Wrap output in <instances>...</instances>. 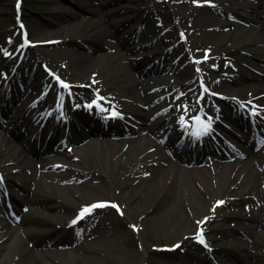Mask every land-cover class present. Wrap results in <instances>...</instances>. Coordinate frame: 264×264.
<instances>
[{
    "label": "bare ground",
    "instance_id": "6f19581e",
    "mask_svg": "<svg viewBox=\"0 0 264 264\" xmlns=\"http://www.w3.org/2000/svg\"><path fill=\"white\" fill-rule=\"evenodd\" d=\"M70 1L75 2L77 0ZM89 1L90 4L79 8L81 12L61 6L60 14L63 15L61 21L56 23L45 21L43 23L47 29H55V33L63 30L61 28L62 24H67L64 35L47 36L45 39L35 40V44H42L47 47L61 46L54 49L65 50L66 57L55 59V55L49 56L48 53L37 48V53L33 58H23V62H20L10 77L15 81V92L19 94L14 101L24 99L26 97L24 94L32 90V88L25 89L22 84L16 83V80L20 79L23 83L32 84L36 79L35 71L38 64L43 62L53 63L56 69L62 67L68 76L72 78L75 85L89 84L92 95L99 97L103 107L119 109L123 115V126L129 132L140 133V136H135L124 142L105 141L99 145L97 144L98 139H96L89 143L90 145L95 144V148L83 149V155L78 152V155L75 154L76 156L64 154L61 148L55 150L48 148L51 151L50 155L56 156L55 159L41 158L40 161H34L31 154L29 156L19 150L15 142L9 139V136L17 141L21 140L24 135L25 137L38 136L39 131L34 122H26L27 128L19 135H12V133L6 131L8 135L6 137V132L3 136L0 133V167L5 171V182L1 183L0 181V205L3 210L2 214L0 213V231L4 232L0 235V252L5 248L8 253L3 256L0 255V264H30V259L35 260V252L32 251L30 242L35 232L33 228L29 227L31 223L24 216L30 210L29 205L35 203V193L29 187V181L35 180L34 177H46L59 184L57 186L59 188H61L60 185L75 184L78 179L77 169L74 170L75 165L70 161L60 159L61 156L66 155L67 158L72 160H77L79 157L86 159L93 152L98 154L102 152L109 162L111 157L117 158L108 176L111 188L114 187V184L122 190L143 187L156 174L160 175L156 186L149 188L142 196H138L137 202H150L152 197L158 194V189H162L165 183L168 187H172L177 178L182 177L180 180L181 190L185 194H190V196L188 195L189 202L185 204V209H190L189 215L184 212L173 211L170 208L172 207L171 202L170 207H168V202L165 203L162 214H151L154 209L140 213L151 214L152 219L155 221L167 220L177 231H175L176 233L180 232L181 241H179V246L175 249L172 246H166V249L154 251L153 256L150 257V264H170L169 261H173V264H190L193 259L202 261L203 264H264V240L254 235L255 226L264 229V126H260L258 123L261 131L259 134H255L249 142L240 144L238 141H231L230 144L226 143L224 147L221 146V144H224L223 135L212 128L209 129L208 136L213 139V145L208 144L209 142L197 145L196 139L199 138L197 135L200 134L201 129H197L196 123L195 127H192L190 132H186L181 139L173 137L172 132L181 131L183 122H192L198 114L200 115L195 105L190 101L178 102L177 99L180 94L178 89L174 88V95H168L167 91L170 89L165 88L154 91L151 95H146L145 85L148 80L144 79L141 82L137 79L140 74L137 76L135 73L133 74L134 71L127 62V59H130L131 56H126L124 52V55L120 53L121 51L115 43H118L116 32L105 35L109 36L111 42L102 40L96 43L95 46L87 45L81 39L86 30L98 28H101L102 31L107 29L118 31L128 27L127 33H131L133 27L129 28V26L133 24L137 26L134 29V32H136L135 37L137 34L140 36L142 33L150 31L149 22L154 19L155 12L137 10L132 6L126 8L127 3L121 4L123 0ZM125 1L132 4L137 1L143 2V0ZM48 2L52 3L51 1ZM259 2L262 3L261 0H215L210 2L206 0H171L169 7L175 13L187 12L193 23L200 22L201 25L204 23L203 26L209 27L208 36L210 37L211 46H215L222 36V32L217 29V27L223 28L222 16L233 18L239 26L253 23L264 28V11H261L262 8L260 9ZM125 8L127 12L124 11ZM108 9L110 10L106 11ZM83 14L86 16L84 17ZM86 21L92 23L89 26L86 25L82 31H76L78 26ZM155 28L151 33L153 40L145 47L138 48V50L147 49L151 46L160 48V52L150 56L153 60L157 59L160 54L167 53L171 49L169 47L173 40L169 29H162L158 26H155ZM69 30L74 34L68 35ZM253 30L249 26L242 39L237 40L236 47H248L249 50L243 49L245 53L257 59L263 57L259 61L264 64L262 42L259 37L251 38ZM239 31L241 30L239 29ZM187 40L191 41L192 38ZM170 51L169 55L171 56ZM11 64L6 62L5 65L10 69ZM183 67L184 61H181L178 56L175 58L162 57L160 60L155 61L152 66H149L142 76L152 75L153 73L159 74L161 71L167 70L166 74L177 75L176 79L181 80V87H189L191 81L186 78L187 74L185 70H182ZM153 78L160 82L162 80L158 79L157 75H153ZM251 79L245 73H242L240 78L220 75L214 82L210 83V88L218 93L228 91L234 94L235 92V96H238V94L241 95V93L251 88V85L246 84ZM230 83L237 85V88H231ZM112 88H118V91L112 92ZM22 92L25 93L22 95ZM261 92H264V87ZM9 93V89H5L1 98L9 96ZM243 100L248 103L252 101L249 99V95H245ZM125 101L128 102V105ZM176 101L177 104H175ZM59 105L60 102L56 108H59ZM5 107L7 113L9 112L8 109H11V114H14L16 107L12 108L8 103ZM31 107L37 109L39 105L35 102ZM39 108L42 110L38 112L37 118L41 120L50 119L53 115V119L57 123L69 125L73 122L71 117L59 116L54 112L56 109L53 110L51 106L46 105L44 108ZM89 110L90 108H87L85 112ZM132 110L136 114L132 115ZM171 110L178 111L176 116L181 125L175 123L174 114L169 116ZM214 110L221 109L215 106ZM223 113L225 114V112ZM226 116L227 119L234 120L232 115L226 113ZM258 118L264 122V107L259 108ZM20 121L24 122L16 119L15 123ZM131 122L142 124L148 134L145 135L142 128ZM213 122L218 124L219 128L224 129V131H230L228 125L220 124L217 120ZM1 123L2 121L0 122V129L2 130L4 127ZM163 126H166L165 129L167 130H164ZM102 131V136L112 137L118 133L113 126L109 125L105 126ZM119 134L124 136L122 132ZM125 136L131 135L127 134ZM85 137L90 139L86 135ZM257 147L261 148L262 154L256 152ZM41 148L42 145L37 148L34 155H39ZM225 148L228 151L224 150ZM179 151L187 153V155L179 157ZM207 156H210L212 161H206ZM240 158V164H238L237 161ZM225 159H229L231 162H225ZM197 162L203 166L189 167L191 164H198ZM189 178L191 179L190 183ZM6 180L7 183L9 182L8 184H6ZM192 183L193 186H191ZM213 185L215 186L213 187ZM247 194L248 197H244ZM2 197L6 198L7 201H2ZM242 197L246 200V207L250 209V213L246 218L243 216L239 205ZM162 201L165 202L166 200L163 198ZM220 201L223 203H218ZM11 202L15 205L14 208H11ZM127 204H132V202L128 199ZM39 205H42L47 211L60 209V206L54 202H42ZM181 205L184 204L181 203ZM119 208H122L124 214V204ZM10 209L11 211H9ZM59 217L61 216L56 215V221ZM138 217L135 215L129 217L132 226L138 225ZM242 220L244 221L242 222ZM106 221L118 223L113 215L108 216ZM53 223L49 222L48 226L51 227ZM55 223H57V226H52L51 231L44 234L49 236V241L45 246H56L58 248L62 246L64 236L71 235L78 230V223L73 224L72 219H67L63 223L58 221ZM13 224L27 227L16 234ZM201 237L204 238L202 244L199 242ZM219 242H223V244L219 245ZM94 250H97L94 246L76 245L71 249H65L63 252L75 255L78 259L93 260L91 251ZM194 250L201 252L203 257L198 258L196 253L193 252ZM52 252L49 257L61 253L57 249H53ZM176 254H178V257ZM182 257L187 260L182 261ZM35 263L48 264V262L42 263L37 260H35Z\"/></svg>",
    "mask_w": 264,
    "mask_h": 264
},
{
    "label": "rangeland",
    "instance_id": "374dc122",
    "mask_svg": "<svg viewBox=\"0 0 264 264\" xmlns=\"http://www.w3.org/2000/svg\"><path fill=\"white\" fill-rule=\"evenodd\" d=\"M16 1L17 0H0V94L3 95L5 89H9L10 91L9 96L0 99V122L2 121L1 125L4 127V129H0L1 135H5L6 131H9L12 135H19L27 128V125H25L26 122L34 121V123L37 124V129L39 130L38 136L33 135L25 137L24 135L23 138L18 141L9 136V139L15 142L16 147L19 150H22L29 156L31 154L34 161H40L39 159L41 158L51 160L55 159L56 156H47L45 155V151H42V149L45 145L58 146L59 143H61V141L58 140V137L61 134H63L64 140L70 139L69 141L62 143L66 144V148L69 151V153H67L73 155L74 152H76V155H78V152L82 154L83 149L90 150L95 148V144L91 147L84 146L87 140H85V138L83 139L81 134H88V136L99 135L103 124L114 126L118 133H126L128 130L123 126V115L119 109L116 110L111 107H103L101 105V101L100 108H94L93 106L95 101L99 103L96 99H99V97L92 95L89 84L75 85L72 78L68 76L67 72L62 67L56 69L53 63H39L35 71L36 81L32 84H24L22 80H16V83L23 84L25 88H34L36 90H31L26 93L29 101L18 99L13 102V99L18 97L19 94L15 92V81H13L10 77L13 71L16 70L15 68H17V64L23 54L25 57L33 58L37 53V48H39L40 51L48 53L49 56L55 55V59L66 57L65 50L62 51L61 49H54L61 46L47 47L42 44H35V40L45 39L47 36L64 35V30L67 28V24H62L61 28L63 30L55 33V29H47L43 23L45 21L52 23L61 21L63 16L60 14L61 6H66L75 11L81 12L79 8H83L90 4L89 0H77L75 2H71L70 0H22L21 6L18 9L16 7ZM48 1H51L52 3ZM206 1L210 2L215 0ZM170 2L171 0H143V2L137 1L135 4H132L129 1L123 0L121 4L127 3L126 8L127 6H132L137 10H151L155 12L154 19L149 22V26L151 27L150 31L144 32L140 36L137 34L135 37L136 32H134V29L137 28V26H134L132 23L133 25L129 26V28L133 27L131 33H127L128 27L126 29H119V32L116 31V29L113 31L110 29L102 31L101 28H98L95 30H86L83 33V38L81 39L85 44L95 46L96 43L102 40H105V42H111L109 41V36L105 35L116 32L118 43H115L121 51L120 53L123 54L124 52L126 56H131L130 59H126L128 65H130V68L134 71L133 74L135 73L136 76L140 74V77L137 79L141 82H143L144 79L148 80L145 85L146 95H151L154 91H160L159 89L161 88L170 89L167 91V94L174 95V88L178 89V93L180 94L177 99L178 102L183 103L187 100L192 102L196 93L199 91V80L209 86V84L214 82L220 75L240 78L241 74L245 73L252 78L246 82V84L251 85V88L241 93V95L238 94V96H235V92L234 94L228 91L222 92L223 95H227L231 99L234 97V100L231 103H227V101H224L223 99L217 102H219L226 111L228 110L229 104L232 105L230 113L233 111V107L238 106L237 109L234 110L244 108L243 106L247 104H239L237 102V98L243 100L244 96H248L249 94H251L252 97L258 98L257 104L264 105V93L261 92L264 87V64L259 61V59H262L263 57H258L257 59L252 55L245 53V50L243 49L249 50L248 47H236L238 44L237 40L242 39L245 31L249 28V26H251L254 29L251 33V38L259 37L262 42L261 48L264 49V28H262V26H256L253 23H250L249 25L242 24L243 26H239L233 18L229 16H222L221 22L224 24L223 28L217 27L218 31L222 32V36L215 46H211L210 37L208 36L209 27L203 26L204 23L203 25H201L200 22L193 23L189 15H187V12H173L169 7ZM261 2V4L259 2V7L260 9L262 8L261 11L263 12L264 0H261ZM126 8L124 10L125 12H127ZM110 9L106 11H109ZM18 11H21L22 21L27 26L29 33L31 46L27 49H23L21 47L19 39L20 30L15 22L16 13ZM83 16L85 17L86 15L83 14ZM91 23V21H86L84 24L78 26L76 31H82L86 25L89 26ZM155 26L162 29H169L173 36V40L169 47L172 51L168 50L167 53H162L157 57V59L155 58L153 60L150 56L154 53L160 52V48H153V46L142 50H138V48L145 47L153 40L151 33L156 29ZM239 29L241 31H239ZM73 34L74 33L71 30L68 31V35ZM189 38H192V40L188 41L187 39ZM77 49L80 50L79 48ZM169 51L172 54L171 56L169 55ZM262 52L264 53V50ZM168 56L170 58L178 56L181 61H184V67L186 66V68L183 67L182 70L186 71V78L192 80V84L190 85L191 87H181V80L176 79L177 75H172L171 73L166 74L167 70L161 71L159 74L153 73L152 75L142 76L149 66H152L155 61L160 60L162 57L167 58ZM6 62L12 63L10 69L6 67ZM45 66L65 79L70 84V89H57L53 80L45 74L43 70ZM215 66L218 68H213ZM109 71L110 69L108 72ZM107 73L106 75H108ZM153 75H157L158 79H162L161 82L156 78H153ZM229 86L233 89L237 88V85L232 83H230ZM112 89V92L118 91V88ZM212 93H215L216 95L218 94L216 91H212ZM77 96L82 98H77ZM59 97H64L66 103H61V107L57 109L58 114L62 116H73L75 120L74 124L60 125L55 124L52 120L44 122L39 118L35 120L39 110H34L31 107L30 101H37L41 105H46L58 101ZM212 98L214 97L211 95L205 96L204 100H206V104L208 102L214 104L211 102L213 100ZM177 101L175 104H177ZM235 101L237 102V105H234ZM6 103H10L12 108L16 107L14 114H11V109H8V113L6 112ZM126 104L128 105V102H126ZM86 107L93 108L87 113L77 110L78 113L74 114L75 108L85 109ZM112 110L117 112L118 117L113 121H105L103 113H107ZM244 111L247 112L246 110ZM177 112V110H171L169 113V116L170 114L175 115V123L180 122L176 116ZM204 112L206 118L210 120L218 118L221 122H225L223 117L214 115V113H216L214 106L211 107L210 104L208 109L206 105ZM131 114H136V112L132 110ZM247 114L248 113L245 115L242 114V117L235 119L233 122L238 125L245 124L246 121L244 120ZM87 116H90L93 119L97 118V120H99V122H97L98 125L93 124L91 127L88 123H82ZM16 119H20L24 122L20 121L15 123ZM131 123L139 128H142V132H145V135L148 134L146 128L142 124L134 122ZM208 126L212 125L210 124ZM165 127L166 126H163V129L167 130ZM212 127L216 131H221L215 124ZM236 132L244 134L247 131L236 130ZM178 134V131L172 132L173 137H178ZM183 134V132L180 133V139L183 137ZM224 134L225 139L228 140V133L224 132ZM53 135L56 136L54 137L52 143L46 142L47 138L53 137ZM130 135L131 136L128 137H118L120 136L119 134L113 138L101 137L97 144H103L105 141H128L135 136H140V133L131 132ZM5 136L8 137L7 132ZM93 140H96V137H94L91 141ZM40 145H42V148L39 151V155H34L37 148H40ZM178 155L180 156V154ZM80 158L81 157H79L78 161L75 162H73L71 158L67 159L66 156H61L60 158L68 160L75 165L74 170L77 169L76 173L78 179L75 181V184L73 183L74 185H60L61 188H59L57 187L59 184L46 177H34L35 180H30L28 183L31 190L35 193V203L29 205L30 210L24 216L30 221L31 226L29 227L33 228L35 232L34 237L30 239L31 248L33 249L32 251L35 252V260L42 263L48 262V264H150V257L153 256L152 253L154 251L166 249V246H172L174 249L177 248V245L179 246V241H181L180 232L176 233L177 231L167 220L163 219L162 221H155L152 219L151 214H162L164 212L166 202H168V207H170L171 202L172 207L170 208H172L173 211L181 213L184 212L188 215L190 214V209H185V204L189 202L188 195L190 196V194H185V192L181 190V176L177 178L176 183L172 187H168L165 183L162 189H158V194L153 196L150 202L142 203L137 202V197L142 196L147 190H149V188L156 186L160 178L159 174H156V176L153 179H150L143 187H132L131 189L122 190L114 184V187L111 188L108 176L110 175L111 170L113 169V163L116 162L117 158L111 157L109 162L102 152H100V154L93 152L92 155L86 157V159ZM205 160L211 161L210 157H207ZM122 162L123 160L121 163ZM225 162H231V160L227 159ZM237 163L239 164L240 160H238ZM193 166L201 167L203 165L199 163L189 165V167ZM0 172L2 173L0 180H4L5 171L1 167ZM188 180L190 183L191 179L189 178ZM191 186H193V183ZM214 186L215 185H213V187ZM212 189L214 190V188ZM245 196L248 197V194L244 195V197ZM163 198L166 200L165 202L162 201ZM128 199L132 202V204H127ZM240 201L239 205L241 212L246 218L250 213V209L246 207L247 203L243 197ZM42 202H54L60 206V209L57 211H47L42 205H39V203ZM100 202H113L117 207L98 208V210L92 209L88 213L85 220L78 224L77 231L71 235L64 236L62 246L58 248L56 246H45L49 241V236L44 234L51 231L52 226H57V223L55 222L58 221L59 223H63L67 219L75 220L76 214L80 209L83 210L84 208ZM181 203L184 205H181ZM122 204H124L125 207L124 214L122 213V208H119ZM151 210H153L151 214H140L142 211L148 212ZM192 210L195 212L194 208H192ZM196 213L201 214L199 212ZM56 215L61 216L57 221L55 219ZM112 215L115 216L118 223H110L106 221L108 216ZM132 215L139 216L137 221L138 225L136 226H132L129 222V217ZM243 221L244 220H242V222ZM49 222H54L51 227L48 226ZM25 227L27 226H16L13 224L16 234ZM254 231V235L256 237L259 236L260 239L264 240V229L262 227L258 228L255 226ZM2 233L4 232L0 231V235ZM218 244L222 245L223 242H219ZM76 245H89L96 247V251H91L93 260H88L87 258L78 259L75 255L63 252L65 249H71ZM53 249H57L58 252L61 253L54 254L49 257V255L53 253ZM193 252L196 253L198 258L203 257L201 252L197 250H194ZM6 254L8 253L6 249L3 248L0 255L3 256ZM176 256L178 257V254H176ZM35 260L30 259L29 263L36 264ZM186 260L187 259L182 257V261ZM169 263L173 264V261H169ZM190 264H203V262L193 259Z\"/></svg>",
    "mask_w": 264,
    "mask_h": 264
},
{
    "label": "snow or ice",
    "instance_id": "6c2138e0",
    "mask_svg": "<svg viewBox=\"0 0 264 264\" xmlns=\"http://www.w3.org/2000/svg\"><path fill=\"white\" fill-rule=\"evenodd\" d=\"M19 7H20V4H19V0H18V2H17V8L19 9ZM21 27H23V25H21ZM63 87L67 88L68 85L64 84ZM197 119H199V118H197ZM218 203H223V202L220 201V202H218ZM111 206H112V207H117L116 205H111ZM99 207H104V205H103V204H93V205H91L89 208H84V209L81 211L80 216L78 217V219L81 218V217H83L86 213L90 212L91 209H93V208H99ZM75 223H76V220H73V224H75ZM199 242H200V243H203V239H202V237H201V239H200ZM177 246H178V245H177Z\"/></svg>",
    "mask_w": 264,
    "mask_h": 264
}]
</instances>
